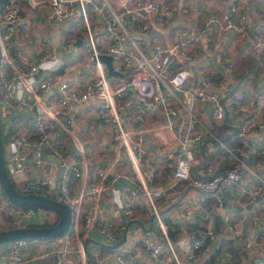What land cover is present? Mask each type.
Segmentation results:
<instances>
[{
	"label": "built area",
	"instance_id": "2783aa9c",
	"mask_svg": "<svg viewBox=\"0 0 264 264\" xmlns=\"http://www.w3.org/2000/svg\"><path fill=\"white\" fill-rule=\"evenodd\" d=\"M191 1L122 0L117 5L114 0H37L34 6L43 9L44 19L52 27L50 34L56 35L57 42L35 34L20 0H9L0 11V101L4 102L0 105V125L8 172L23 183L22 192L56 197L68 205L72 215L68 230L48 238L47 244H36L39 248L48 245L40 253H27L30 239L1 242V264H37L38 259L45 258L52 259L50 264H137L144 254L153 264H196L209 259L212 245L219 239L210 218L197 236L179 241L185 259L169 235L158 204L167 191L150 184L164 163L153 160L147 172L142 169L150 153L149 116L155 117L153 126L164 131L167 142L177 147L174 177L189 181L202 193L179 208L181 215L193 216L208 199L222 206L226 193L234 194L233 205L242 208L257 203L264 192V177L250 159L246 161L239 145L249 143L264 127V96L251 110L254 101L244 85L235 92L231 102L239 114L237 142L233 146L219 143L233 163L220 168L214 158L206 167L195 152L207 133L197 106L200 102L212 104L215 119L223 121V95L204 72L197 76L196 84L189 85L195 48L207 43L211 52H217L222 48L217 33L221 29L245 33L247 14L232 4L222 20L207 15L204 27L191 32L177 22L197 11ZM91 12L97 19L95 28L103 36L95 33ZM79 16L85 37H73L71 23ZM169 22L176 28L167 39ZM259 31H264V19ZM16 39H24L29 47H15ZM78 39L86 43L75 48ZM83 45L88 49L80 52ZM31 51L39 53L38 61L31 59ZM102 54L112 57L118 74L109 73ZM244 79L245 85L251 83V76ZM135 122L142 126L134 127ZM90 136L100 139L91 143L102 147V158L95 159L94 147L89 152L85 139ZM211 150L218 151L214 145ZM54 156L60 161H53ZM257 164L259 167L261 161ZM113 165L117 168L111 176ZM250 172L256 176L255 183L248 176ZM123 179L128 183L114 189L116 181ZM140 192L152 210L160 236H139L124 223L100 225L106 193L121 210L123 220L131 222L135 210L145 207L139 200ZM48 210L14 206L5 193H0V230L42 224L47 221ZM258 220L255 214L253 222ZM182 229L188 232L187 226ZM227 231L232 239L243 234L241 227L231 224H227ZM125 233L131 240L120 242ZM89 238L95 240L91 248L85 243ZM106 245L112 247L110 261L103 255ZM137 246L144 253H138ZM241 248L255 253L253 261L244 258L245 264H264V240L259 234L247 236ZM232 256L226 250L221 263Z\"/></svg>",
	"mask_w": 264,
	"mask_h": 264
},
{
	"label": "crops",
	"instance_id": "0c3cea01",
	"mask_svg": "<svg viewBox=\"0 0 264 264\" xmlns=\"http://www.w3.org/2000/svg\"><path fill=\"white\" fill-rule=\"evenodd\" d=\"M36 1L37 0H20L32 27H34V30L36 29L35 34L40 39H46L45 41L49 39L53 42H57L55 38L56 35L52 34V32L50 34L52 27L44 19L43 9L34 6ZM114 1L118 5L122 0ZM191 3L197 11L193 12L190 17L185 16L182 17V21H177L178 23L181 22L185 26V29L191 32L197 31L199 27H204V19L207 15L211 18L222 20L224 18L225 9L229 8L232 4L239 5L241 10L247 14V31L245 33L237 34L234 31L225 32L221 29L217 34H219L222 39V48L217 52H211L208 44L204 43L203 47L195 48L194 58L190 62L194 73L189 79V85L193 86L196 84L197 76L200 72H204L210 81L213 82L214 88L222 93V100L226 97L225 103L229 113L227 119H225L224 116L223 121H217L213 115L212 104L202 102L198 104L197 110L204 120L207 133L203 143L196 148L195 152L200 159V163L206 167L212 163V159L217 158L219 161L216 164L219 165L220 168H225L226 166L229 168L233 163V158L229 156L226 150L221 148L219 143L223 141L225 144H228V146H233L237 142L235 133L236 129L239 128V114L234 111V104H232L231 100L242 84L254 101V103L250 104L251 110H254L255 106L259 104L260 98L264 96V50H262L264 48V31H259L261 21L264 19V0H192ZM233 16L236 18L235 15ZM169 24L165 32L167 39L169 38V34L176 28L175 23L169 22ZM79 45H76L75 48ZM14 46L17 48L23 46L29 47L28 42L24 39H16L14 41ZM29 54L31 59L35 61L40 59L39 53L34 54V51H31ZM72 54V52L63 54V57H68ZM243 75H245L246 78L251 76L250 84H244L246 79L241 80ZM229 92H231L230 95H228ZM262 114L264 115V106L262 108ZM154 118V116L148 117L149 130L147 131V143L150 148V153L147 159H145L146 162L143 164L142 169L144 172H147L149 167L153 164V160L155 162L161 159L164 163L161 173L157 175L160 176V180H162L163 183H155V181L152 180L150 184L154 188H163L167 191L166 195L158 199V204L161 206V211L167 224V230L171 232L170 237L180 249L182 258L185 259V253L179 241L182 238L191 239V237L197 236L200 230L204 229L209 223L208 219L210 218L217 233H219V239L212 245L211 257L204 260L200 259L196 264H223L221 263V259L226 250H230L233 256L225 264H245L244 258L247 259L246 261H253L255 253L251 250L243 252L241 246H243L247 236L253 234H259L264 240V192L259 195L257 203L249 204L247 208L233 205L232 197L234 194L226 193L227 197L222 206H219L214 199H208L203 207L196 209L193 216L181 215L179 208L186 205L190 198L200 196L202 193L200 190L193 187L189 181L179 180L174 177L173 171L177 161L175 154L177 147L167 142L164 131L158 130L153 126L152 120L157 122ZM141 126L139 122L134 123V127ZM213 145L218 149L216 153L211 150ZM240 147H243V150L247 148V152L242 151V153H245L246 161L250 159V163L252 161V166H255L254 169L260 172L264 177V127L260 129L259 133L249 143ZM94 150L95 159L102 158V147L96 145L94 146ZM260 161L261 164L258 167L257 163ZM115 167L117 168L115 165L111 167V176H114ZM93 172L94 170H92V173ZM248 176L251 177L252 183L256 182L257 179L253 172L248 173ZM14 177L16 180H19L17 176ZM20 183L23 188V183L21 181ZM126 183H128V181L124 179L118 180L113 188L120 189L123 184ZM0 193H5L1 185ZM110 198L111 195L106 193L104 196L105 207L103 220L100 222V225L108 226L109 223H114V225L120 226L124 223L125 226L129 225L130 228H134V232L139 236L143 234H148L151 237L161 235V230L159 228L156 229L154 226L155 221H153V228L151 230L147 231L145 229L149 226L153 214L142 192H140L139 200L144 203L145 207H136L135 217L133 218V220L138 219L140 222L133 220L131 222L124 221L121 210L115 203L110 201ZM259 206L260 208L258 209ZM245 211H248L247 217ZM255 214L259 216L257 223L253 222V216ZM227 224L241 227L243 229V234H240L236 239H232L227 231ZM184 226H187L188 232L182 229ZM128 237L129 236H127V238ZM30 240L32 243L27 251L30 255L40 253L43 247H48V245L41 244L39 248V245H36L39 243L47 244L49 242L48 239ZM127 240L131 239L128 238ZM94 241V239L89 238L87 246L91 248V242ZM102 251L103 255L110 261L112 247L106 245L103 247ZM137 252L144 253L143 249L139 246H137ZM2 262L3 260L0 259V264ZM51 262V258L37 260V264H50ZM137 264L153 263L144 254V257L141 256ZM249 264L252 263L249 262Z\"/></svg>",
	"mask_w": 264,
	"mask_h": 264
},
{
	"label": "water",
	"instance_id": "95a60500",
	"mask_svg": "<svg viewBox=\"0 0 264 264\" xmlns=\"http://www.w3.org/2000/svg\"><path fill=\"white\" fill-rule=\"evenodd\" d=\"M86 40L78 39L76 41V45L85 44ZM102 59L107 63L110 74H118L119 71H116L112 64V57L107 54H102ZM245 76L241 78L244 79ZM231 92L228 93L230 95ZM226 97L222 100L224 109H225V119H227L229 113L228 108L225 103ZM4 102L1 100L0 105ZM238 129H236L237 131ZM177 157V151H176ZM55 162H59L60 160L57 157L51 158ZM177 160V159H176ZM39 177V175H37ZM0 185L8 197L9 201L14 206H24V205H33L37 207H42L49 209L55 212L58 215V221L53 225L47 226H32V225H22L18 227H8L0 230V243L1 242H11L16 238H25V239H40L44 237H56L63 234L66 230H68L71 224V210L64 202L60 201L56 197H51L46 194L41 193H24L15 185L11 175L8 172L6 162H5V154H4V143L0 125ZM133 221L140 222L138 219H134ZM143 225V224H142ZM145 227V226H144ZM153 228V216L151 217V221L149 222V226L145 228L147 231ZM126 240V233L123 239L120 242ZM89 239H86L85 243L87 245ZM88 251V250H87ZM89 253V252H88Z\"/></svg>",
	"mask_w": 264,
	"mask_h": 264
},
{
	"label": "rangeland",
	"instance_id": "374dc122",
	"mask_svg": "<svg viewBox=\"0 0 264 264\" xmlns=\"http://www.w3.org/2000/svg\"><path fill=\"white\" fill-rule=\"evenodd\" d=\"M90 20H91V23H92V25L94 27L95 33L97 35H102L103 36V33L101 32V30L95 28V23H96L97 19L94 17L92 12H91V15H90ZM41 22H44V21H41ZM71 26L74 28V33H75V35L73 37H75V36H77V37H85L84 23H83V20H82L81 16H79L76 20L72 21ZM86 49H88V47L83 45V46L80 47V52H83ZM85 140L88 141L87 147L89 148V152H92L94 145H93V143H91V141L95 140V141L99 142L100 139L96 140L93 136H90V137H87ZM13 179L16 182V185L18 186V188L22 189V185H21L20 181L16 180V178L14 176H13ZM55 217H57V214L55 212L51 211V210H48L47 221H49L51 219H54ZM154 226H155L156 229H158V225H157L156 222L154 223ZM8 227L9 226H7L6 228H8Z\"/></svg>",
	"mask_w": 264,
	"mask_h": 264
},
{
	"label": "trees",
	"instance_id": "16d2710c",
	"mask_svg": "<svg viewBox=\"0 0 264 264\" xmlns=\"http://www.w3.org/2000/svg\"><path fill=\"white\" fill-rule=\"evenodd\" d=\"M7 2H9V0H0V11H2L3 9H4V7H5V5H6V3ZM216 142H217V140H216ZM239 146H242L241 144L239 145ZM243 147H241V149H242ZM242 151L243 152H247V148H244V150L242 149ZM245 154V153H244ZM12 178V177H11ZM13 179V178H12ZM161 178H160V176H157L155 179H154V181H155V183H160V184H162L163 183V181L162 180H160ZM13 181H14V179H13ZM14 183H15V181H14ZM15 185H16V183H15ZM17 186V185H16ZM18 187V186H17ZM19 190H21V189H19ZM22 191V190H21ZM58 221V215H57V217H56V219H52V220H49V221H45L44 223H42V224H29V225H32V226H47V225H53L54 223H56ZM9 227H13V226H9ZM168 232H169V235L171 234V232H170V230H168ZM171 236V235H170ZM48 238H52V237H44V238H40V239H48ZM36 239V238H35ZM39 239V238H38Z\"/></svg>",
	"mask_w": 264,
	"mask_h": 264
}]
</instances>
